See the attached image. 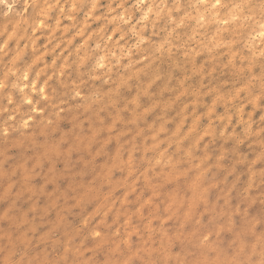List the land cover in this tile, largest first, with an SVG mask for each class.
Wrapping results in <instances>:
<instances>
[{
	"label": "clouds",
	"instance_id": "obj_1",
	"mask_svg": "<svg viewBox=\"0 0 264 264\" xmlns=\"http://www.w3.org/2000/svg\"><path fill=\"white\" fill-rule=\"evenodd\" d=\"M0 264H264V0H0Z\"/></svg>",
	"mask_w": 264,
	"mask_h": 264
}]
</instances>
